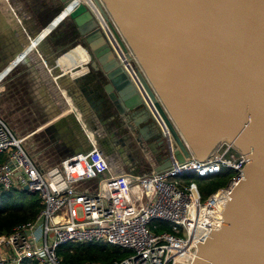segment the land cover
<instances>
[{"label": "water", "instance_id": "water-1", "mask_svg": "<svg viewBox=\"0 0 264 264\" xmlns=\"http://www.w3.org/2000/svg\"><path fill=\"white\" fill-rule=\"evenodd\" d=\"M94 1L131 52L137 78L170 132L178 161L189 158L186 144L200 162L221 151L223 143L249 158L243 179L219 206L222 221L195 243L188 264H264V0ZM60 2L61 11L44 29L63 9L69 8L67 13L41 34L68 19L84 37V60L95 71L79 74L80 63L71 72L95 116L113 118L115 108L139 116L144 131L156 128L88 8L76 0ZM12 41L6 63L23 50V41L16 36ZM169 165L165 157L155 171ZM43 178L49 183L46 173Z\"/></svg>", "mask_w": 264, "mask_h": 264}, {"label": "built area", "instance_id": "built-area-1", "mask_svg": "<svg viewBox=\"0 0 264 264\" xmlns=\"http://www.w3.org/2000/svg\"><path fill=\"white\" fill-rule=\"evenodd\" d=\"M76 1L91 12L129 74L161 131L170 165L165 170L130 177L91 144L88 150L41 170L0 116V194L27 185V191L36 193L41 203L33 219L16 225L10 234L0 235V264H22L25 259L36 264H64L57 249L69 242H99L129 251L110 264H188L197 250L195 243L203 242L210 230H216L214 223L222 221L219 206L243 179L242 169L249 158L243 159L231 145L223 143L221 151L216 149L200 162L186 144L189 158L178 161L170 132L139 82L137 64L117 39L116 27L109 25L102 12L105 29L88 5V1L97 5L94 0ZM4 77L0 79V92ZM223 170H230L226 184L203 199L194 179L211 178ZM91 179L95 180L94 190L81 187ZM134 183L146 194L144 200L132 198L130 188ZM154 221L166 223L167 228L158 224L150 228Z\"/></svg>", "mask_w": 264, "mask_h": 264}, {"label": "crops", "instance_id": "crops-1", "mask_svg": "<svg viewBox=\"0 0 264 264\" xmlns=\"http://www.w3.org/2000/svg\"><path fill=\"white\" fill-rule=\"evenodd\" d=\"M33 1L0 0V54L10 53L15 36L18 41H23L19 42L22 49L26 47L24 42L36 41L15 66L22 65L13 77L25 78L27 74L32 84L31 99L43 107L45 121L53 125V139L49 138V132L43 126L44 144L39 151L33 152L34 145L28 143L24 147L28 154L41 170H46L95 144L100 151L103 149V155L112 160L113 165L126 171L130 177L155 171L166 157L164 144L159 141L163 140L159 127L144 131L141 129L143 124H138L139 116L134 118L115 108L112 109L113 118L111 114L97 118L75 81L71 72L73 67L68 70L59 67H53L52 71L48 69L61 53L73 48L78 50L76 46L68 45L69 38H61L57 31L54 35L53 29L59 24L46 36L41 35L44 27L61 11L62 4L55 9L45 1L32 5ZM9 34L13 37L9 38ZM80 52L83 58L79 74L86 76L95 70L88 69L87 60H84L87 54L83 50ZM156 131L160 133L157 139L150 138ZM48 138L50 141H46ZM81 187L94 190L95 180L83 182Z\"/></svg>", "mask_w": 264, "mask_h": 264}, {"label": "rangeland", "instance_id": "rangeland-1", "mask_svg": "<svg viewBox=\"0 0 264 264\" xmlns=\"http://www.w3.org/2000/svg\"><path fill=\"white\" fill-rule=\"evenodd\" d=\"M41 1H45L55 9L61 7V3L59 0H34L32 2V5H36ZM28 12H30V10H28ZM64 14H66V12L63 9L62 12L55 18V20L52 21L46 29H44L42 34L46 33L48 29H51L54 25H56ZM71 26L72 21L64 19L57 26V28L53 29L54 35L59 33L60 36H63V39L66 38V40H68L67 38H69L68 45H74L78 48L79 51H82L80 42L74 39L75 33L72 32L73 30ZM56 31L57 33H55ZM29 50L30 48L26 46L25 49H23L15 58L8 61L7 63L6 59L8 58V55L6 54V52H4V54L2 55L0 54V79H2L6 72H8V70H10L12 66H14ZM65 55L70 57L71 51L68 50L66 53H61L58 59H56L52 64L53 66L49 65L48 69L52 71L53 67L61 68V65H59V60L65 58ZM70 58L71 61L74 59L72 57ZM21 66L22 65H18L17 67L12 69L2 80V89L0 92V116L11 128L12 132L14 133L20 144L23 146V148H26L28 143H30L31 146L34 145L33 152H37L45 142V139L43 137V129L41 128L43 126L46 127V131L49 132V138L53 139V125L49 121H45L43 107L40 104H37L35 100L31 99L32 84H30L27 74L25 78L13 77L17 69H20ZM49 138L46 141H50ZM26 152L28 153V151ZM229 176L230 170H223L220 175L205 179L195 178L194 180L197 181L202 194V198L204 199L209 195V193L204 191V187L206 188L209 182L213 180H221L225 185L228 181ZM130 194L132 198L142 200H144L146 196V194L141 191L138 183L130 188ZM154 224H158L161 228H167L166 223L157 221L152 222L149 227L152 228ZM115 248L122 255V257L120 258H124L129 254L128 250H122L116 246Z\"/></svg>", "mask_w": 264, "mask_h": 264}, {"label": "trees", "instance_id": "trees-1", "mask_svg": "<svg viewBox=\"0 0 264 264\" xmlns=\"http://www.w3.org/2000/svg\"><path fill=\"white\" fill-rule=\"evenodd\" d=\"M2 160L0 155V161ZM223 185L221 180H213L204 187V191L210 194ZM40 208L41 203L36 193L12 187L0 194V235L10 234L16 225L33 219ZM57 253L64 264H110L122 257L115 246L96 242L65 243L58 247ZM22 264L36 263L25 259Z\"/></svg>", "mask_w": 264, "mask_h": 264}, {"label": "flooded vegetation", "instance_id": "flooded-vegetation-1", "mask_svg": "<svg viewBox=\"0 0 264 264\" xmlns=\"http://www.w3.org/2000/svg\"><path fill=\"white\" fill-rule=\"evenodd\" d=\"M65 10V9H64ZM66 12V11H65ZM72 32L75 33V38L78 42H80L81 44V48L82 50L87 54V49H86V46H85V42H84V37L82 35L79 34L76 26L73 24L72 22ZM71 51V56L72 58H74L72 61H71V58L68 57L67 55H65V58H62L61 60H59V65H61V68L62 70H68L72 67H75L76 65L80 64V62L82 61V53L77 50V49H71L69 50ZM86 65L88 66V69L91 71L94 70L93 66L91 65V61L90 60H87L86 62Z\"/></svg>", "mask_w": 264, "mask_h": 264}, {"label": "bare ground", "instance_id": "bare-ground-1", "mask_svg": "<svg viewBox=\"0 0 264 264\" xmlns=\"http://www.w3.org/2000/svg\"><path fill=\"white\" fill-rule=\"evenodd\" d=\"M88 5H89V7L91 8V10H92V12L96 15V17L103 23V21H105V18L103 17V13H102V11H101V9L100 8H98V6L97 5H95L94 4V2H92V1H88ZM68 9L69 8H66L65 9V11H66V13H67V11H68ZM100 9V10H99ZM102 13V14H101ZM103 26L105 27V29L107 30V26H106V24H104L103 23ZM112 42L113 43H115V41L114 40H112ZM24 44H26V46L27 47H29L30 49H32V47L34 46V44H36V41H28V42H24Z\"/></svg>", "mask_w": 264, "mask_h": 264}]
</instances>
